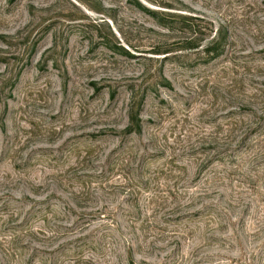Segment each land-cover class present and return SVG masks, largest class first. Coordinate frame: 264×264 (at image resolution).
Segmentation results:
<instances>
[{
  "label": "rangeland",
  "instance_id": "1",
  "mask_svg": "<svg viewBox=\"0 0 264 264\" xmlns=\"http://www.w3.org/2000/svg\"><path fill=\"white\" fill-rule=\"evenodd\" d=\"M0 264H264V0H0Z\"/></svg>",
  "mask_w": 264,
  "mask_h": 264
}]
</instances>
